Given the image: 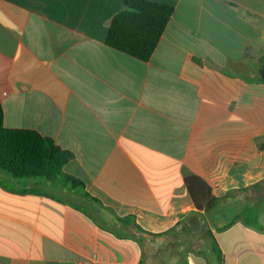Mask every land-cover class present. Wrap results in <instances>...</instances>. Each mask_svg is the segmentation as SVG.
<instances>
[{
    "label": "crops",
    "instance_id": "crops-1",
    "mask_svg": "<svg viewBox=\"0 0 264 264\" xmlns=\"http://www.w3.org/2000/svg\"><path fill=\"white\" fill-rule=\"evenodd\" d=\"M152 1L141 61L105 43L123 0H0L4 125L72 154L0 169V264H264V0Z\"/></svg>",
    "mask_w": 264,
    "mask_h": 264
},
{
    "label": "trees",
    "instance_id": "trees-1",
    "mask_svg": "<svg viewBox=\"0 0 264 264\" xmlns=\"http://www.w3.org/2000/svg\"><path fill=\"white\" fill-rule=\"evenodd\" d=\"M174 13L170 5L152 0H123V8L109 22L105 43L126 55L148 61L156 50ZM264 83V69L260 72ZM72 154L62 150L52 139L36 131L15 130L4 125L0 103V169L15 178L32 177L54 180L63 175V168ZM75 185L79 181L67 177ZM187 186L196 206L197 191L205 186L199 178L187 179ZM203 190V189H202Z\"/></svg>",
    "mask_w": 264,
    "mask_h": 264
},
{
    "label": "water",
    "instance_id": "water-1",
    "mask_svg": "<svg viewBox=\"0 0 264 264\" xmlns=\"http://www.w3.org/2000/svg\"><path fill=\"white\" fill-rule=\"evenodd\" d=\"M164 242V238L158 239L156 242L150 241L147 249V255L148 256H153L155 255L159 250H160V245Z\"/></svg>",
    "mask_w": 264,
    "mask_h": 264
},
{
    "label": "built area",
    "instance_id": "built-area-1",
    "mask_svg": "<svg viewBox=\"0 0 264 264\" xmlns=\"http://www.w3.org/2000/svg\"><path fill=\"white\" fill-rule=\"evenodd\" d=\"M77 264H94L92 262H80V263H77Z\"/></svg>",
    "mask_w": 264,
    "mask_h": 264
}]
</instances>
